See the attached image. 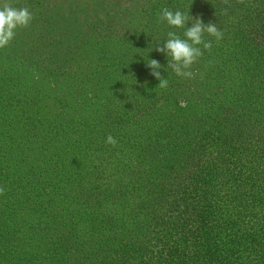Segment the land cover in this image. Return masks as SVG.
Listing matches in <instances>:
<instances>
[{"label": "trees", "instance_id": "1", "mask_svg": "<svg viewBox=\"0 0 264 264\" xmlns=\"http://www.w3.org/2000/svg\"><path fill=\"white\" fill-rule=\"evenodd\" d=\"M31 1L0 0L33 16L0 48V264H264V0ZM196 18L223 36L177 76L155 49Z\"/></svg>", "mask_w": 264, "mask_h": 264}, {"label": "clouds", "instance_id": "2", "mask_svg": "<svg viewBox=\"0 0 264 264\" xmlns=\"http://www.w3.org/2000/svg\"><path fill=\"white\" fill-rule=\"evenodd\" d=\"M238 2L244 3V0H238ZM32 19L33 16L27 7L17 8L7 3L0 7V48L7 46L12 41L17 28L28 27ZM188 19L189 17L179 10L173 12L166 7L161 10L160 20L166 22L170 27L185 28ZM205 32L215 37L217 41L222 39L223 36L215 23L205 24L202 20L196 18L195 23L184 31V38H181L176 32L170 31L163 46H159L155 50L171 58L168 60L167 66L177 76L191 78L193 76V72L190 70L191 66L203 54L199 46L202 45L204 49H211L212 47L211 41H205L204 39ZM147 67L151 69L150 74L159 81L158 86L167 88L169 82L167 78L161 76L159 61L151 59L147 63ZM106 142L112 146L117 144L116 139L111 135L107 137ZM4 191L5 189L0 187V195H3Z\"/></svg>", "mask_w": 264, "mask_h": 264}, {"label": "rangeland", "instance_id": "3", "mask_svg": "<svg viewBox=\"0 0 264 264\" xmlns=\"http://www.w3.org/2000/svg\"><path fill=\"white\" fill-rule=\"evenodd\" d=\"M37 1H39V0H37ZM36 0H32L31 2H37Z\"/></svg>", "mask_w": 264, "mask_h": 264}]
</instances>
